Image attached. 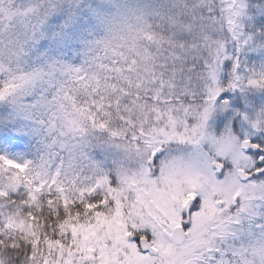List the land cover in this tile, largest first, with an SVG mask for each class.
Masks as SVG:
<instances>
[{
    "label": "snow or ice",
    "instance_id": "snow-or-ice-1",
    "mask_svg": "<svg viewBox=\"0 0 264 264\" xmlns=\"http://www.w3.org/2000/svg\"><path fill=\"white\" fill-rule=\"evenodd\" d=\"M0 264H264V0H0Z\"/></svg>",
    "mask_w": 264,
    "mask_h": 264
},
{
    "label": "rangeland",
    "instance_id": "rangeland-1",
    "mask_svg": "<svg viewBox=\"0 0 264 264\" xmlns=\"http://www.w3.org/2000/svg\"><path fill=\"white\" fill-rule=\"evenodd\" d=\"M130 3H136L138 2V0H129ZM140 2H147V0H140Z\"/></svg>",
    "mask_w": 264,
    "mask_h": 264
}]
</instances>
